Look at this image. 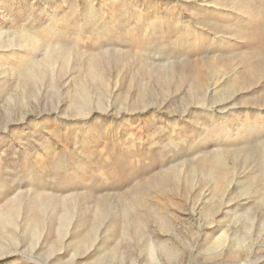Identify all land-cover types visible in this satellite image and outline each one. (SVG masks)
Instances as JSON below:
<instances>
[{
    "label": "rangeland",
    "instance_id": "obj_1",
    "mask_svg": "<svg viewBox=\"0 0 264 264\" xmlns=\"http://www.w3.org/2000/svg\"><path fill=\"white\" fill-rule=\"evenodd\" d=\"M0 264H264V0H0Z\"/></svg>",
    "mask_w": 264,
    "mask_h": 264
}]
</instances>
